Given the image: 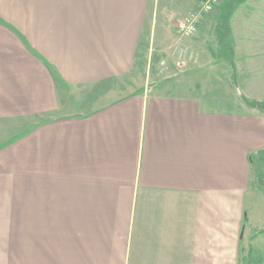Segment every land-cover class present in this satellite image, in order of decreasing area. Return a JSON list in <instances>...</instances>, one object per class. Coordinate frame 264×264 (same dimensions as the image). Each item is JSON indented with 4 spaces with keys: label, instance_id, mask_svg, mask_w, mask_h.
<instances>
[{
    "label": "crops",
    "instance_id": "crops-1",
    "mask_svg": "<svg viewBox=\"0 0 264 264\" xmlns=\"http://www.w3.org/2000/svg\"><path fill=\"white\" fill-rule=\"evenodd\" d=\"M160 1L0 4V264H264V0L233 61ZM150 45L163 80L104 92Z\"/></svg>",
    "mask_w": 264,
    "mask_h": 264
},
{
    "label": "rangeland",
    "instance_id": "rangeland-1",
    "mask_svg": "<svg viewBox=\"0 0 264 264\" xmlns=\"http://www.w3.org/2000/svg\"><path fill=\"white\" fill-rule=\"evenodd\" d=\"M3 1H6V0H0V4H3ZM187 1L188 0H161L160 1L161 2L160 8L165 7V10L167 12H173L174 14L183 13V6L185 5V3H187ZM201 1L202 0H200L196 4H194V7H192L190 9L191 13L189 15H186V16L184 15V16L178 18V20H176V22L174 23V26L172 28H173V30L177 36H179L177 33V26H178L179 22L181 20H184L185 18H187L191 14L197 13L200 9ZM5 3L12 6V5H14L15 0H7V2H5ZM226 3H227V0H223L221 2V4L218 7H216L211 13H208V14L201 16L200 17L201 19L199 18L200 19L199 24H200L201 20H205V21L209 22V24H211V26H212V28L210 27L211 29L209 28V30L207 31V34H205V38L203 40L205 42V44H204V42H202V44L205 45V48L202 47V50H201L204 53L208 51L212 57H213V53L214 54L216 53V55H218L219 57L223 56L221 54V52H223L224 50L221 49V47L218 43V39H217L218 35L216 33L215 25L218 24L219 19L221 20V16L223 15L225 7H226ZM158 11H159V7H158ZM166 11H164V10L162 11L160 9V14H162V12H163L164 15H168ZM235 11H234V13H235ZM160 32H161V24L158 26V28L156 30V36L157 37L160 36ZM183 39H185V38H183ZM185 40H189V39H185ZM229 42H230V39H229ZM200 47H201V45H199V47L196 50H198ZM160 49H161L160 45L158 47L156 45H154V46L150 45V51H152L153 53H152V55L149 54V56L147 58L140 60V62L142 61L143 65L139 66V72H136L133 75H131L129 77H125L121 80H116V81H113L111 83H107V85L104 86L103 91L104 92L105 91L106 92L112 91L114 93H117L119 86H120L121 88H123L122 91L127 92L128 90H130L131 87L134 86L133 87V89H134L138 85H141L143 82H146V83L149 82L150 84H153V82L162 81L165 75L159 71V67H160L159 65L161 64V61H163L161 58L162 56L159 53ZM192 52L195 53L196 51L194 50ZM223 54L225 55L224 52H223ZM205 56L206 55L201 56V58H204ZM128 85H129V87H128ZM99 88L100 89L97 90V92L101 96V86ZM122 91H120V92L123 93ZM223 93L225 94L226 91H224ZM0 125H5L3 127L0 126V127H2V128H0V130H1L0 135L1 134L5 135L7 133V130H8L7 126L9 125V123L8 124H0ZM13 133H15V130H10V134L13 135ZM1 138H2V136H1ZM2 140L3 139H0V144H1ZM7 141L8 140H6L5 143ZM258 163L259 162H254V166H253L254 173L256 175H259L262 173L264 174V163H262V164H258ZM260 184L262 186H264V179L262 181H260ZM257 188H260V187L257 185Z\"/></svg>",
    "mask_w": 264,
    "mask_h": 264
},
{
    "label": "trees",
    "instance_id": "trees-1",
    "mask_svg": "<svg viewBox=\"0 0 264 264\" xmlns=\"http://www.w3.org/2000/svg\"><path fill=\"white\" fill-rule=\"evenodd\" d=\"M243 3L245 0H227L226 7L223 15L221 16V20L219 19L218 24L216 26V33L218 35V43L224 53L229 54V59L232 60V52L233 48L229 42L231 36L230 29V20L234 13V11ZM233 61V60H232ZM243 102L250 108L259 109L264 111V104L257 102H249L248 100L243 98ZM259 180L262 181L264 179V174H259Z\"/></svg>",
    "mask_w": 264,
    "mask_h": 264
},
{
    "label": "built area",
    "instance_id": "built-area-1",
    "mask_svg": "<svg viewBox=\"0 0 264 264\" xmlns=\"http://www.w3.org/2000/svg\"><path fill=\"white\" fill-rule=\"evenodd\" d=\"M223 0H202L200 9L197 13L191 14L184 20H181L177 26V33L181 38L189 39L196 36L200 17L211 13L218 7ZM200 18V19H199Z\"/></svg>",
    "mask_w": 264,
    "mask_h": 264
}]
</instances>
